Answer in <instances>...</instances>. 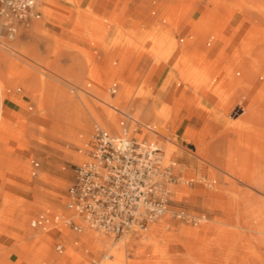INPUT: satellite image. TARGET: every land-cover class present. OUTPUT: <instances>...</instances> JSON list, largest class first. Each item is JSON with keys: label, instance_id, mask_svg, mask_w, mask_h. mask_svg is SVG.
I'll return each instance as SVG.
<instances>
[{"label": "rangeland", "instance_id": "374dc122", "mask_svg": "<svg viewBox=\"0 0 264 264\" xmlns=\"http://www.w3.org/2000/svg\"><path fill=\"white\" fill-rule=\"evenodd\" d=\"M110 1L102 8L40 0L41 18L21 27L9 48L0 44V264H60L61 255L67 264H94L107 253L106 264H264V0ZM225 66L241 85L217 109L228 74L209 101L218 75L205 90L198 80ZM70 111L79 120L61 129L58 119ZM126 117L177 161L176 207L208 221L188 224L169 213L143 236L121 240L87 227L33 228L44 211L70 214L79 150L96 124L115 131ZM185 125L202 141L175 140ZM86 237H98V249ZM160 241L180 251L162 253Z\"/></svg>", "mask_w": 264, "mask_h": 264}, {"label": "built area", "instance_id": "2783aa9c", "mask_svg": "<svg viewBox=\"0 0 264 264\" xmlns=\"http://www.w3.org/2000/svg\"><path fill=\"white\" fill-rule=\"evenodd\" d=\"M43 7L40 0H0L4 37L0 44L9 48L21 27L41 18ZM131 121L137 123L132 117L120 121L118 131L95 125L88 148L79 150L84 159L75 165L74 179L67 189L66 210L70 214L44 211L32 219L33 228L47 232L70 228L81 233L87 227L121 240L143 236L169 213L188 224L208 221L205 213L176 207L174 188L181 182L177 161L169 159L159 141ZM64 247L56 246L60 253ZM112 258L107 253L94 264H106Z\"/></svg>", "mask_w": 264, "mask_h": 264}, {"label": "crops", "instance_id": "0c3cea01", "mask_svg": "<svg viewBox=\"0 0 264 264\" xmlns=\"http://www.w3.org/2000/svg\"><path fill=\"white\" fill-rule=\"evenodd\" d=\"M77 1H82L84 3H90V2H93L96 4V6L98 7H102V8H106V7H109V4L111 3L110 0H77ZM160 66V65H159ZM158 69L155 70L154 74H155V79L158 77ZM228 84V89L227 91L225 92V94L221 97L220 101L218 102L217 104V109H223V107L227 106L230 102H231V98H232V94L233 93H236L238 91V87L241 85L240 81L237 79L236 76H234L229 82H227ZM226 84H224V82L219 86L218 89L214 90L210 96H206V99L209 101L210 99H212V95H214V93L218 92V90H220V88L222 86H224ZM200 87V86H199ZM201 89L205 90L204 87H200ZM165 105H166V101H164L160 106H159V109L156 111V115L158 112H160L161 110L165 111ZM7 108H9L12 112L11 114H14L16 112L15 108H12L11 106L7 105L6 106ZM179 111L178 109L174 110L173 114L171 115V118H172V122L174 123V125L176 126V122H177V117L179 115ZM216 113V112H215ZM157 121L158 122H155L157 125H161L163 124V121H161L160 117L157 118ZM182 133L181 135L179 136L176 131L174 133L175 136L174 139H178V137H182V138H185L189 141H197V142H201L202 141V138H199L197 136V132L195 130V128L191 125H185L183 126V128L181 129ZM191 201H194V202H198V195L197 194H192V195H189L187 196ZM5 203L7 204H10L9 202H6ZM87 238V237H86ZM87 239H89V241L91 240V242H93V246L95 249H98V238H92V237H88ZM90 242V243H91ZM159 245V250L160 252H164V253H176V252H179L180 251V247H179V244L177 243H174V242H169V243H166L165 241H160L158 243ZM14 252L18 253V254H21V252L18 251V248H15L14 249ZM29 259V258H28ZM60 264H67L68 262V258H67V255H61L59 257V261H58Z\"/></svg>", "mask_w": 264, "mask_h": 264}, {"label": "bare ground", "instance_id": "6f19581e", "mask_svg": "<svg viewBox=\"0 0 264 264\" xmlns=\"http://www.w3.org/2000/svg\"><path fill=\"white\" fill-rule=\"evenodd\" d=\"M92 22H94V21H92ZM96 22V21H95ZM98 23V22H97ZM98 27V26H97ZM160 40V39H159ZM159 42V41H158ZM203 67H204V69L206 68V67H208V66H210L211 64H210V62L207 60V58H205L204 60H203ZM224 66V65H223ZM153 70V69H152ZM223 71H225L227 74H228V77H227V79H226V82H229L234 76H236L237 77V79H240V76H238L237 74L235 75V73H234V71L230 68V67H228V66H225L223 69H215L214 71H213V73L211 74V73H209V72H204L203 73V76L201 77V80H198L199 81V86L200 87H204L205 88V85H206V83H207V80H208V77L210 76V75H218V80H217V83H216V86L214 87V89H213V91L214 90H216V89H218L219 88V86L224 82V80L222 79V78H220L221 77V72H223ZM227 76V75H226ZM3 96V95H2ZM3 102V101H2ZM3 106L4 105H2V111H3ZM71 113L70 114H68L67 115V117H61L60 119H58V125H59V127L61 128V129H67V125L66 124H69L71 121H74V122H78V120H79V115L75 112V113H73L72 111H70ZM3 113V112H2ZM3 118L1 117V121H0V138L2 137V133H1V130H2V128H3V126H2V122H3V120H2ZM149 127V126H148ZM115 128V131H118L119 129L117 128V127H114ZM151 128V127H150ZM154 128V127H153ZM152 129V128H151ZM152 133H157V131H156V129L154 128L153 129V132ZM168 140H169V138H167ZM169 141H171V140H169ZM169 148V147H168ZM205 227V226H204ZM91 229V228H90ZM208 229V228H207ZM205 230V229H204ZM209 230V229H208ZM193 234V233H192ZM195 234H196V232H195ZM95 238H98V237H95ZM128 238V237H127Z\"/></svg>", "mask_w": 264, "mask_h": 264}]
</instances>
